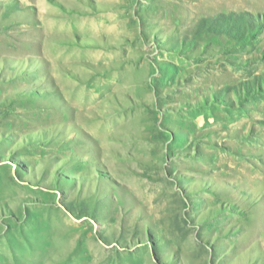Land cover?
Here are the masks:
<instances>
[{"label":"rangeland","instance_id":"rangeland-1","mask_svg":"<svg viewBox=\"0 0 264 264\" xmlns=\"http://www.w3.org/2000/svg\"><path fill=\"white\" fill-rule=\"evenodd\" d=\"M0 264H264V0H0Z\"/></svg>","mask_w":264,"mask_h":264},{"label":"bare ground","instance_id":"bare-ground-1","mask_svg":"<svg viewBox=\"0 0 264 264\" xmlns=\"http://www.w3.org/2000/svg\"><path fill=\"white\" fill-rule=\"evenodd\" d=\"M47 12V11H46ZM49 13V12H48ZM47 16V15H46ZM55 16V15H54ZM46 18V17H45ZM57 24V23H56ZM85 24V23H84ZM52 25V24H51ZM60 25V24H59ZM86 25H87V23H86ZM86 25H84L85 26V30L87 29V26ZM60 28V27H59ZM82 28V27H81ZM84 29V28H83ZM89 29V28H88ZM99 29V28H98ZM109 55V54H108ZM99 62V61H98ZM124 81V79L122 78V77H116V79L114 80V81H112L111 83H107V84H105V83H103V82H101V83H97L96 84V87L98 88V89H106V90H112V89H116L117 87H119V85L122 83ZM85 86H87L88 87V89H91V87H94L95 88V85H94V83L92 84V81H87L86 82V84H85ZM85 88V87H84ZM97 88H95L96 90H98ZM86 89V88H85ZM94 89V90H95ZM91 91V90H90ZM87 93H88V91H87ZM86 95V94H85ZM118 115H120V114H118ZM121 117V116H120ZM114 118V117H113ZM115 118H116V116H115ZM119 119V118H118ZM115 120V119H114ZM117 120V119H116Z\"/></svg>","mask_w":264,"mask_h":264}]
</instances>
